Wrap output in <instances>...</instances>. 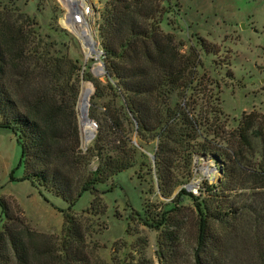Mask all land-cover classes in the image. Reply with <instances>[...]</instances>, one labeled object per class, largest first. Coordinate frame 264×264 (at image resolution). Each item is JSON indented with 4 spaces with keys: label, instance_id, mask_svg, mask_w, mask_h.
Masks as SVG:
<instances>
[{
    "label": "trees",
    "instance_id": "obj_1",
    "mask_svg": "<svg viewBox=\"0 0 264 264\" xmlns=\"http://www.w3.org/2000/svg\"><path fill=\"white\" fill-rule=\"evenodd\" d=\"M17 1L0 2V128L16 136L22 180L61 197L68 207L60 210L64 234L55 243L25 227L0 198V264H92L81 250L86 233L73 208L89 192L90 211L104 216L100 187L133 168L154 173L158 194L170 200L144 203L143 216L136 212L144 226L163 229L157 250L162 264H180L179 232L187 223L182 227V219L173 216L184 209L192 215L194 264H264V118L250 114L228 133L210 123L219 110L181 103L194 88L197 54L181 53L175 35L163 30L167 15H179L178 1L107 0L98 23L105 81L84 72L72 57V36L56 14L42 33ZM84 80L94 86L89 116L97 124L85 151L77 110ZM255 136L262 142L258 164L245 155ZM198 159L213 160L222 176L216 183L203 181L199 195L187 189ZM185 198L191 207L184 206ZM112 264L153 263L124 256Z\"/></svg>",
    "mask_w": 264,
    "mask_h": 264
},
{
    "label": "rangeland",
    "instance_id": "obj_2",
    "mask_svg": "<svg viewBox=\"0 0 264 264\" xmlns=\"http://www.w3.org/2000/svg\"><path fill=\"white\" fill-rule=\"evenodd\" d=\"M176 1L179 4V15H167V21L162 25L163 30L175 35L176 41L182 44L181 53L188 54L193 50L197 54L194 88L181 103L185 101L197 111L219 110L222 113L211 115L210 123L223 127L228 133L237 130L242 120L250 114H255L262 120L264 0ZM106 2L107 0L83 2L92 10L87 20L100 51L102 48L98 38L99 11ZM17 3L22 11L36 18L42 33H47L55 23L52 21L55 14L59 17L58 25L68 31L73 39L70 53L80 61L84 72H92L95 67L104 65L102 55L97 58L90 54L86 58L87 50L83 49L82 39L62 22L69 14H79L78 10L83 6H74L71 10L65 0H18ZM98 77L105 81L104 75ZM84 82L90 83L93 88L90 81ZM82 84L83 82L80 93ZM261 120L255 126L260 125ZM134 140L135 137L133 142ZM251 140L253 151L250 150L245 155L258 164L262 156V142L257 136ZM222 145L228 146L227 152L230 156L233 155L229 145ZM148 154L151 158V150ZM20 159L21 150L16 136L11 130L0 128V198L23 220L25 227L42 238L51 237L55 243H60L65 223L60 210L67 209L68 205L61 197L35 187L30 181L22 180L25 171L23 165L19 166ZM94 162L96 163V160ZM12 171L15 180L11 179ZM211 177V183L218 182L222 177L215 169V162L196 160L191 182L195 186L189 190L199 195L198 186ZM155 184L154 173L147 174L146 171L133 168L119 173L107 185L100 187L101 193L114 186L112 192L98 193V200L105 205L104 216H96V209L90 211L94 196L89 192L84 193L75 204L72 214L86 233L85 245L81 250L88 254L92 264H112L116 258L124 256L128 259L133 257L136 261L146 258L153 264H162L157 250L163 229L157 231L149 228L140 220L144 203L156 205L160 204V201H170L158 194ZM183 204L189 208L192 201L185 198ZM136 212H140L141 216ZM191 216L188 209H184L179 218L173 216L174 219H182V227L183 222L187 223L179 232L180 264H194L191 259L194 249V234L189 222ZM3 222L4 215L0 207V229ZM174 229L178 230L179 227L170 228L173 231Z\"/></svg>",
    "mask_w": 264,
    "mask_h": 264
},
{
    "label": "bare ground",
    "instance_id": "obj_3",
    "mask_svg": "<svg viewBox=\"0 0 264 264\" xmlns=\"http://www.w3.org/2000/svg\"><path fill=\"white\" fill-rule=\"evenodd\" d=\"M67 5L70 7V9H74V6L79 8L80 6H83L82 9L84 8V5L81 1H70V0H65ZM88 5V4H87ZM82 9L78 10V13L80 14ZM71 14H69V17H66L62 22L63 24L71 29L75 34L80 36L82 39V45L83 49L87 50L86 58L90 56V54H94L95 56L99 54L98 49L95 48L94 42L92 39V32L91 28L86 21L85 18H81L82 20L80 22L76 21L75 23L70 22ZM94 71L101 72V67H95L93 69ZM93 91V88L90 83H85L83 81L82 84V91L80 93V101H79V106H78V111L80 120H81V127H80V133H81V141L84 146H87L90 144L92 135L95 132L96 128L94 127L93 124H91L86 117L85 111L89 107V100H90V95Z\"/></svg>",
    "mask_w": 264,
    "mask_h": 264
},
{
    "label": "water",
    "instance_id": "obj_4",
    "mask_svg": "<svg viewBox=\"0 0 264 264\" xmlns=\"http://www.w3.org/2000/svg\"><path fill=\"white\" fill-rule=\"evenodd\" d=\"M63 2H64V0H62ZM70 1H77V0H70ZM70 22H73V23H75V20H74V14L72 13L71 14V18H70V20H69ZM72 31V30H71ZM73 32V31H72ZM74 33V32H73ZM75 34V33H74ZM94 42V46H95V48L96 49H98V44H97V42L96 41H93ZM98 51H100L99 49H98ZM99 55H100V53L98 54V55H96L97 56V58H99ZM98 67H101V72H98L97 70L96 71H94L93 69H92V73L95 75V76H100V75H104L105 73H106V70H105V66L102 64V66H98ZM104 79L106 80V78L104 77ZM94 93V86H93V91H92V93H91V95ZM91 95H90V99H92L91 98ZM79 101H80V96H79V100H78V105H77V110H78V106H79ZM90 105H91V103H90V100H89V107L87 108V110L85 111V113H86V117H87V120L91 123V124H93L94 125V127L96 128V130H95V132L93 133V135H92V139H91V142L93 141V139L95 138V136H96V133H97V125H96V123L93 121V119L92 118H90V116H89V108H90ZM78 113H79V111H78ZM80 116V115H79ZM81 117V116H80ZM80 117H79V123H80V127H81V120H80ZM134 143L137 145V141L136 140H134ZM88 146L89 145H87V146H84L83 144H82V147H83V149H87L88 148ZM138 146V145H137ZM151 159L153 160V162H154V156H151ZM210 181L212 180V177L209 179ZM192 186V184H190V185H188L187 186V189L189 188V187H191Z\"/></svg>",
    "mask_w": 264,
    "mask_h": 264
},
{
    "label": "built area",
    "instance_id": "obj_5",
    "mask_svg": "<svg viewBox=\"0 0 264 264\" xmlns=\"http://www.w3.org/2000/svg\"><path fill=\"white\" fill-rule=\"evenodd\" d=\"M79 1H81L82 3L83 2H85V0H79ZM84 5V8L82 9V11H81V13L80 14H77V15H75L74 16V20H75V22L76 21H78V22H80L82 19V17L83 18H85L86 19V21L88 22V20H87V16H89V14H91V8L89 7V6H86V4H83ZM92 39H93V35H92ZM93 41H95L94 39H93ZM99 53H100V55H103V52L102 51H99ZM99 55V56H100ZM191 184V183H190ZM189 184V185H190ZM195 185L194 184H192V186L191 187H189V188H192V187H194ZM189 188H188V190H189ZM197 189H199V186H198V188ZM195 191H197V190H195Z\"/></svg>",
    "mask_w": 264,
    "mask_h": 264
}]
</instances>
